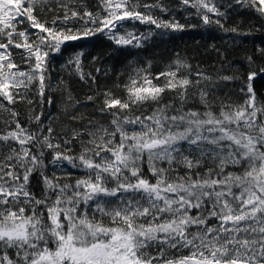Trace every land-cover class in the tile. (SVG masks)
<instances>
[{
    "label": "snow or ice",
    "instance_id": "6c2138e0",
    "mask_svg": "<svg viewBox=\"0 0 264 264\" xmlns=\"http://www.w3.org/2000/svg\"><path fill=\"white\" fill-rule=\"evenodd\" d=\"M179 4L194 9L189 15L203 26L239 36L264 30V0ZM95 7L85 0H0V264H264V92L254 88L264 79V47L245 57L242 75L215 80L180 54L156 74L148 61L114 85L123 97L99 87L86 96L98 115L110 117L106 123L72 127L86 117L71 114L82 102L67 82H53V54L97 36L140 48L154 30L138 33L136 23L186 27L153 15L170 11L162 0H97ZM237 8L252 12L260 27L226 28ZM12 49L23 50L20 64ZM86 57L80 47L61 68L91 87L96 76L85 71ZM233 81L242 103L215 95L217 84ZM168 92L174 95L162 103ZM194 101L198 106L188 107ZM17 104L27 106L26 125ZM45 105L58 110L45 112Z\"/></svg>",
    "mask_w": 264,
    "mask_h": 264
},
{
    "label": "trees",
    "instance_id": "16d2710c",
    "mask_svg": "<svg viewBox=\"0 0 264 264\" xmlns=\"http://www.w3.org/2000/svg\"><path fill=\"white\" fill-rule=\"evenodd\" d=\"M89 9L95 11L97 0H85ZM152 3L154 0H147ZM165 6L169 8V12H160L159 9L153 11V15L161 17L164 20L175 19L186 27L183 31H171L164 29H155L151 25H142L136 23L135 30L137 32L147 33L150 29L154 30V34L144 41L140 48L127 47L121 48L114 45L104 36H97L96 38L80 42L76 45H70L63 55L53 54L50 60L49 71L53 78V82L61 79L67 82L71 92L76 100L82 103L71 114H84L86 119L83 122L72 123V127H81L87 123L88 119H96L101 122H107L110 117L100 116L97 114L96 105L91 102H86L87 95L93 94L92 88L99 87L101 90L105 88L113 89L114 94L123 97L125 93L114 88V85H123L127 79L128 74L133 68L137 66H145L148 61H152V72L156 74L163 71L168 63H170L177 54L187 59L193 67V71L199 70L212 76L213 79L217 75H242L247 68L245 57L253 55L257 46L264 47V30L253 32L249 36H239L235 33L224 32L215 25L203 26L199 18L194 15V9H184L180 7L179 0H162ZM55 9V4L52 5ZM223 10V9H222ZM54 13H49L46 17L51 19ZM62 15V13H60ZM41 16V19H44ZM261 21L250 11L246 9H232L229 10V17L224 21L225 27L239 26L241 29H247L250 25H255L259 28ZM196 25V27H191ZM22 30L23 26H19ZM131 30L132 26L128 25ZM36 31V30H33ZM214 46V47H213ZM83 47L87 53L85 59V71H91L96 76V84L91 85V82L85 83L79 79L72 70L62 69L68 56ZM13 57L16 62L20 64L19 54L23 52L22 49H12ZM92 56H99L100 59L95 63L91 62ZM258 60V58H257ZM259 62V60H258ZM95 68H100V73L95 72ZM107 73V75H105ZM218 91L215 93L218 97H223L227 100L231 97L232 101L242 103L244 97L239 94L240 82H226L217 84ZM254 88L258 93L264 92V79H258L254 82ZM227 93V96L225 95ZM174 93L168 92L164 94L162 103H168ZM57 105L61 101V94L55 93ZM178 105L179 101H175ZM99 104V101H97ZM198 106V101L190 102L188 107ZM16 109L21 113L22 123L27 124L26 113L27 106L25 104L15 105ZM57 107L53 106L51 109L45 105V112H57ZM39 107H37V112ZM134 114L139 115L138 111ZM60 124L67 125L68 119L60 116ZM3 126L0 125V128ZM35 128V126H33ZM50 155L46 153L45 164H48ZM51 166L47 169V174L51 175L53 172ZM59 175L60 173L57 172ZM75 175L80 173L75 172ZM32 190L39 194L42 191L43 185L40 182L39 173H35L31 178Z\"/></svg>",
    "mask_w": 264,
    "mask_h": 264
}]
</instances>
